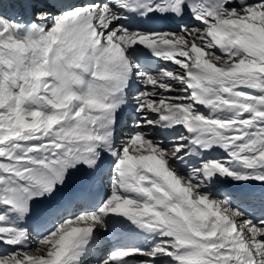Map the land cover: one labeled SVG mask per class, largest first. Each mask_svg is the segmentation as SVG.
Returning <instances> with one entry per match:
<instances>
[{
    "label": "snow or ice",
    "instance_id": "snow-or-ice-1",
    "mask_svg": "<svg viewBox=\"0 0 264 264\" xmlns=\"http://www.w3.org/2000/svg\"><path fill=\"white\" fill-rule=\"evenodd\" d=\"M251 183L264 0H0V264H264Z\"/></svg>",
    "mask_w": 264,
    "mask_h": 264
},
{
    "label": "bare ground",
    "instance_id": "bare-ground-1",
    "mask_svg": "<svg viewBox=\"0 0 264 264\" xmlns=\"http://www.w3.org/2000/svg\"><path fill=\"white\" fill-rule=\"evenodd\" d=\"M134 154V153H133ZM32 254H34V255H38V254H40L38 251H36V250H33V252H32Z\"/></svg>",
    "mask_w": 264,
    "mask_h": 264
}]
</instances>
